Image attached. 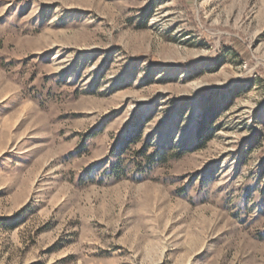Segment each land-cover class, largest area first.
<instances>
[{"label": "rangeland", "instance_id": "374dc122", "mask_svg": "<svg viewBox=\"0 0 264 264\" xmlns=\"http://www.w3.org/2000/svg\"><path fill=\"white\" fill-rule=\"evenodd\" d=\"M0 264H264V0H0Z\"/></svg>", "mask_w": 264, "mask_h": 264}]
</instances>
